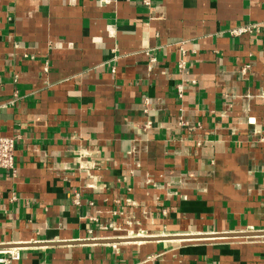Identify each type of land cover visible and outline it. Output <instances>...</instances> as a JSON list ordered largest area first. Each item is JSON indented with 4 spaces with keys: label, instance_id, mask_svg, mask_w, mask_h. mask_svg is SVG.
<instances>
[{
    "label": "crops",
    "instance_id": "obj_1",
    "mask_svg": "<svg viewBox=\"0 0 264 264\" xmlns=\"http://www.w3.org/2000/svg\"><path fill=\"white\" fill-rule=\"evenodd\" d=\"M0 135L9 264H264V0H0Z\"/></svg>",
    "mask_w": 264,
    "mask_h": 264
},
{
    "label": "built area",
    "instance_id": "obj_2",
    "mask_svg": "<svg viewBox=\"0 0 264 264\" xmlns=\"http://www.w3.org/2000/svg\"><path fill=\"white\" fill-rule=\"evenodd\" d=\"M141 2L147 7L151 5V0H141ZM258 28L259 25L257 24L241 25L240 27L233 29L232 34L239 36L245 33L252 32L253 30ZM177 92L180 98L184 96V88L182 84L177 85ZM16 144H17V138L15 136L0 135V169L7 172H12L13 174L17 172ZM88 168L89 167H87L86 169ZM114 214H116V212H114ZM128 225L129 227H131L132 224L128 222ZM98 227L102 230H109V229L115 231L120 230V227H117V225L114 222H109L108 224H98ZM0 254L10 255V257L8 258L5 256L0 257V262L4 264H9L11 261L20 258V251L18 248L0 250Z\"/></svg>",
    "mask_w": 264,
    "mask_h": 264
},
{
    "label": "bare ground",
    "instance_id": "obj_3",
    "mask_svg": "<svg viewBox=\"0 0 264 264\" xmlns=\"http://www.w3.org/2000/svg\"><path fill=\"white\" fill-rule=\"evenodd\" d=\"M149 237H157V236H150V235H147L145 233H143L142 231H139V233H136V230L135 228L133 229V227H130V230L128 232V235L124 238V239H134V240H140L141 238H149Z\"/></svg>",
    "mask_w": 264,
    "mask_h": 264
},
{
    "label": "water",
    "instance_id": "obj_4",
    "mask_svg": "<svg viewBox=\"0 0 264 264\" xmlns=\"http://www.w3.org/2000/svg\"><path fill=\"white\" fill-rule=\"evenodd\" d=\"M233 234H235V235H245V234L264 235V231H258L256 233H232L231 235H233Z\"/></svg>",
    "mask_w": 264,
    "mask_h": 264
}]
</instances>
